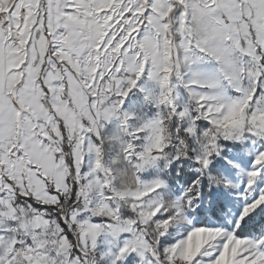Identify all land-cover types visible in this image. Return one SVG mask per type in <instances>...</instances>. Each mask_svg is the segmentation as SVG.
Segmentation results:
<instances>
[{
  "label": "snow or ice",
  "instance_id": "1",
  "mask_svg": "<svg viewBox=\"0 0 264 264\" xmlns=\"http://www.w3.org/2000/svg\"><path fill=\"white\" fill-rule=\"evenodd\" d=\"M0 264H264V0H0Z\"/></svg>",
  "mask_w": 264,
  "mask_h": 264
}]
</instances>
